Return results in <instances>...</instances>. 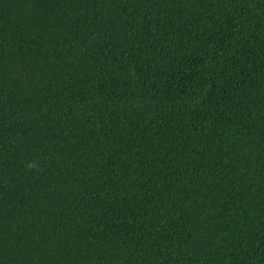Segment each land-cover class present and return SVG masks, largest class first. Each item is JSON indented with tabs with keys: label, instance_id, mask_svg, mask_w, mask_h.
I'll return each instance as SVG.
<instances>
[{
	"label": "trees",
	"instance_id": "trees-1",
	"mask_svg": "<svg viewBox=\"0 0 264 264\" xmlns=\"http://www.w3.org/2000/svg\"><path fill=\"white\" fill-rule=\"evenodd\" d=\"M0 264H264V0H0Z\"/></svg>",
	"mask_w": 264,
	"mask_h": 264
},
{
	"label": "clouds",
	"instance_id": "clouds-1",
	"mask_svg": "<svg viewBox=\"0 0 264 264\" xmlns=\"http://www.w3.org/2000/svg\"><path fill=\"white\" fill-rule=\"evenodd\" d=\"M33 167H35V165L30 163L29 168H33Z\"/></svg>",
	"mask_w": 264,
	"mask_h": 264
}]
</instances>
